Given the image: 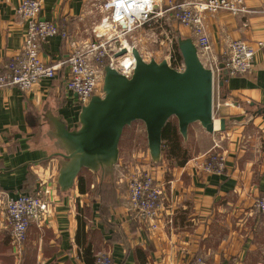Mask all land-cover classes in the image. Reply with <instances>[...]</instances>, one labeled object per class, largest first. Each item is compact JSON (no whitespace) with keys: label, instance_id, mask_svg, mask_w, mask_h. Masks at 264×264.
Here are the masks:
<instances>
[{"label":"crops","instance_id":"0c3cea01","mask_svg":"<svg viewBox=\"0 0 264 264\" xmlns=\"http://www.w3.org/2000/svg\"><path fill=\"white\" fill-rule=\"evenodd\" d=\"M21 1L0 0V64L22 46L25 28L14 13ZM40 1L41 20L64 26L80 40L91 38L90 28L101 17L96 0ZM243 2L249 14L223 11L205 16L214 67L213 132L197 123L190 125L187 139L180 137V150L170 155L163 152V140L153 173L161 191L154 231L128 212L129 173L143 169L150 159L146 148L136 162H124L123 134L112 171L79 175L70 191H59L63 151L54 137V122L74 130L79 114L64 90L65 67L25 95L13 87L0 90V193L16 198L34 195L41 188L50 192L46 214L29 225L19 261L13 257L0 206V264H93L96 255L104 252L114 264H195L197 258L204 264H264V217L254 207L264 196V49L256 51L252 69L244 76L227 78L221 68L226 40L252 45L264 39L261 0ZM144 33H134L129 42L140 54V48H152L154 60H165L173 45L166 40L160 46L147 44ZM162 33L164 39H176L174 45L179 38H191L188 29L169 17L162 21ZM67 53L65 42L55 37L42 46L40 58L56 64ZM219 120L224 121L223 131ZM168 123L178 133L176 121ZM213 149L224 155L225 169L205 174L199 167L204 163L201 157Z\"/></svg>","mask_w":264,"mask_h":264},{"label":"built area","instance_id":"2783aa9c","mask_svg":"<svg viewBox=\"0 0 264 264\" xmlns=\"http://www.w3.org/2000/svg\"><path fill=\"white\" fill-rule=\"evenodd\" d=\"M96 1L99 3L96 8L101 17L90 28L91 38L80 40L64 26L41 20L40 0H22L14 12L15 18L25 28L22 46L13 57L0 64V90L13 87L25 95L41 81L52 80L58 68L65 67L67 75L64 90L72 96L75 106L80 110L93 96L102 95L103 69L106 65L121 74H130L132 69L126 72L118 62L123 57L115 59L114 55L127 46L136 47L133 42H129L134 33L145 31L143 36L152 45L160 46L163 40L170 45L175 43L171 36H167L170 40L162 38L165 37L162 33V21L167 17L190 31V39L200 62L214 74L210 42L204 26L205 16H214L223 11L233 16L250 12L243 0H181L177 3L166 0ZM259 13L264 16V0H261ZM55 37L65 42L68 53L61 62L49 65L40 58L41 48ZM261 49H264V39L252 45L244 41L226 40L221 54L227 78L249 73L256 51ZM142 58L146 60L143 56ZM151 59L153 58L150 57L149 60ZM165 60L175 70H183L182 60L175 61L172 47L168 49ZM201 158L204 163L199 167L205 174H220L225 169L224 155L215 149ZM154 170L155 165L150 161L143 169L134 168L128 176V212L139 224L152 231L157 229L155 222L161 206V191L155 183ZM49 197L48 188H41L34 195L22 194L16 198L0 193V206L4 210L11 250L17 261L22 257L29 225L46 214ZM254 207L257 214L264 217V196L255 201ZM94 264L114 263L110 255L104 252L96 255ZM195 264H204V261L197 258Z\"/></svg>","mask_w":264,"mask_h":264},{"label":"water","instance_id":"95a60500","mask_svg":"<svg viewBox=\"0 0 264 264\" xmlns=\"http://www.w3.org/2000/svg\"><path fill=\"white\" fill-rule=\"evenodd\" d=\"M176 47L182 71L166 60L147 62L132 47L134 67L130 74L104 67L102 95L93 96L80 108L76 129L68 130L59 120L54 122V137L63 151L57 176L60 192L70 191L82 170L102 174L112 171L118 164L123 131L134 123L144 127L148 156L154 165L160 162L163 132L171 119L176 121L184 141L188 127L195 123L207 133L213 132V73L200 62L191 39H177ZM127 54L122 48L114 58ZM261 112L264 114V110ZM219 130H224L223 120H219Z\"/></svg>","mask_w":264,"mask_h":264},{"label":"rangeland","instance_id":"374dc122","mask_svg":"<svg viewBox=\"0 0 264 264\" xmlns=\"http://www.w3.org/2000/svg\"><path fill=\"white\" fill-rule=\"evenodd\" d=\"M144 40H146V36H142ZM176 40V39H175ZM147 44H150L147 42ZM152 45V44H151ZM174 46V43H173ZM141 51V56H143L148 62L149 58L152 57V48H146L145 50ZM168 54V52H166ZM167 57V56H166ZM158 60L161 58H157ZM157 60V62H158ZM156 61V58H155ZM170 62V61H169ZM122 147L127 148L126 153L123 154V161L128 162L133 159L132 162H136L138 160L137 156L141 153L145 152L146 149V141H145V133L143 131V126L140 123H134L130 127L126 128L123 131V141H122ZM138 163H136L137 165Z\"/></svg>","mask_w":264,"mask_h":264},{"label":"trees","instance_id":"16d2710c","mask_svg":"<svg viewBox=\"0 0 264 264\" xmlns=\"http://www.w3.org/2000/svg\"><path fill=\"white\" fill-rule=\"evenodd\" d=\"M173 50H174V53H175V61H177V62L181 61V57H180V54H179V52L177 50L176 44L173 46ZM163 140H165V147H164L163 152L165 151L167 155H170V153L172 151H177L178 152L180 150V148H181V146H180L181 138L178 135L176 129L171 127V125L169 123L167 124V126L164 129ZM88 172L89 171H87V170H82L81 173H80V176L82 174H85V173H88ZM78 182H79V187H81V190H83L82 189V179L79 178ZM21 259H22V257H21ZM94 261H95V258L93 259V264H94Z\"/></svg>","mask_w":264,"mask_h":264},{"label":"bare ground","instance_id":"6f19581e","mask_svg":"<svg viewBox=\"0 0 264 264\" xmlns=\"http://www.w3.org/2000/svg\"><path fill=\"white\" fill-rule=\"evenodd\" d=\"M123 45L125 44L123 43ZM131 48V46H127L126 49L128 51V54L118 61L120 63L121 68L125 69L126 72H128L134 67V59L131 55Z\"/></svg>","mask_w":264,"mask_h":264}]
</instances>
